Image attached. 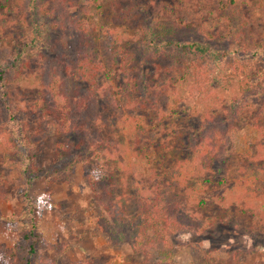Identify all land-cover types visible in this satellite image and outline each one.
<instances>
[{
    "label": "rangeland",
    "instance_id": "1",
    "mask_svg": "<svg viewBox=\"0 0 264 264\" xmlns=\"http://www.w3.org/2000/svg\"><path fill=\"white\" fill-rule=\"evenodd\" d=\"M73 1L77 3L72 11L73 18L85 21L96 40L97 55L104 66L99 79L103 88L102 118L94 127L106 140L112 141L110 151L114 156L107 170L115 175L116 193H127L130 199L127 207L135 214L145 203V196L154 187H162L176 200L184 201L186 212L194 213L202 225H206L208 219L215 220V225L206 231L194 227L171 237L170 252L174 254L176 264H264V198L258 204L255 199H246L244 190L240 189V183L247 182L258 196H264V178L253 175L245 179L242 172L244 168L258 165L262 161L260 154L264 152V136L258 135L252 126L257 113L264 110V56L258 59L250 73L256 90L255 99L260 104L257 111H247L239 122L236 121L239 131L235 135V154L228 162L214 160L211 169L198 170L199 166L191 161L181 165L191 159L188 143L198 139L197 131L205 107L190 97V81L177 78L174 83H169L166 74L146 61L143 50L137 47L145 19L140 12L132 11L133 4H142L148 7L141 8V12L147 10L152 18H166L170 14L168 19L176 24L179 40L209 43L208 33L214 34L218 30L219 20L214 13L228 0ZM242 4H245V17L253 22V31L263 33L264 0H243ZM3 5L4 1L0 0V48L17 56L26 47L33 51L30 70L18 83L8 85V89L14 90L17 128L18 122H26L37 142L35 163L41 174L34 178L29 173L11 169L0 155V185L5 194L4 199L0 198V251L16 245L18 227L25 223L30 228L32 222L28 210L37 209L41 211L37 230L49 246H56L46 254L57 264L88 261L94 264H163L157 259L162 251L160 247L150 250L155 255L149 263L144 254H137L130 246L110 243L109 236L99 225L102 217L110 218L106 207L108 201L105 205L99 203L89 186V165L86 167L81 163L67 181L49 182L42 175L58 166V152L63 143L72 146L68 159L75 160L79 155L86 157L87 152L78 146L88 137L78 133L63 135L55 126L46 125L32 115V103L41 95L30 74H37L45 67L41 55L43 48L35 41L33 31L12 12L9 1L6 7ZM117 38L120 45L136 56L128 73L120 65L124 55L119 53L113 57L107 48L109 42ZM235 84L219 88V99L212 105L223 119L226 118L224 110L231 108ZM69 86L72 96L86 89L83 85L78 88L73 81ZM141 99L146 102V107L134 112L133 101ZM132 113L145 120H132L129 115ZM11 123L5 111L0 119V130L11 131ZM138 123L143 124L147 133L142 137L143 143L134 146L128 132ZM150 166L156 170L157 177H151ZM194 172L197 173L195 178ZM192 179L198 180V187L187 184Z\"/></svg>",
    "mask_w": 264,
    "mask_h": 264
},
{
    "label": "trees",
    "instance_id": "2",
    "mask_svg": "<svg viewBox=\"0 0 264 264\" xmlns=\"http://www.w3.org/2000/svg\"><path fill=\"white\" fill-rule=\"evenodd\" d=\"M3 1V7L9 1L12 12L18 14L21 22L33 31L35 41L43 48L41 55L46 65L39 73L30 74L41 95L32 103V115L46 125L55 126L63 135L78 133L88 137L82 139L78 146L87 152L86 157L79 155L75 160L68 159L72 146L63 143L58 152V166L42 172V175L49 182L67 181L81 163L86 167L89 165V186L99 203L105 205L108 201L106 207L110 218L102 217L99 225L109 236L110 243L130 246L137 254H144L149 263L155 255L150 250L160 247L162 251H159L158 261L176 264L174 254L170 252L173 246L171 237L194 227L206 231L208 227L215 225V220L208 219L207 224L202 225L194 213L186 212L184 201L176 200L170 191L162 187H154L135 214L127 207L130 203L127 193H116L115 175L107 170L114 156L110 151L113 148L112 141L106 140L94 127L96 121L102 118L100 100L103 88L99 79L104 66L97 55L96 40L85 21L73 18L72 11L77 3L73 0ZM242 1L228 0L227 4H220L214 13L219 20L218 30L212 35L208 33L211 39L209 43L181 41L178 39L176 24L168 19L170 14L166 18H152L147 10L145 13L141 12V8L148 6L132 5V11L140 12L145 19L143 35L137 47L143 50L146 61L166 74L169 83H174L177 78L190 81V97L205 107L197 131L198 139L194 138L188 143L191 159L181 165L191 161L200 170L211 169L214 160L228 162L236 152L235 135L239 131V123L236 124V121L239 122L247 111H257L260 104L255 99L256 90L250 73L256 67L258 59L264 56V32L260 33L256 29L253 31V22L245 17V4ZM118 40H111L107 48L113 57L119 53L124 55L120 65L128 73L136 56L120 45ZM5 49L0 48V119H3L6 111L13 127L11 131L0 130V155L9 168L29 173L36 178L41 174V169L35 163L37 142L30 134L26 122H18L17 128L18 108L13 105L14 90L8 89V85L18 83L30 70V54L33 51L26 47L17 56ZM71 81L78 84V88L85 86L84 92L77 91L75 96L70 95ZM233 82L236 84L232 105L224 110L226 118L223 119L212 105L219 99V88H229ZM133 103L134 112L146 107V102L142 99ZM232 108H235L234 111H231ZM129 115L132 120H145L141 115ZM252 126L258 135L264 136V110L257 113ZM128 133L134 146H138L143 143L142 137L147 132L143 124L138 123L131 126ZM260 157L262 161L258 165L242 169L245 179L253 175L258 179L264 178V152ZM138 159L143 160L142 157ZM150 173L153 178L158 175L152 166ZM185 176L189 179L188 175ZM196 176L197 173L194 172L193 178ZM191 181L187 184L192 183L196 187L200 184L196 179ZM240 186L246 199H255L258 204L262 202L264 196H258L247 182H241ZM0 198H5L2 185ZM28 215L32 222L30 228L25 223L18 227V241L13 248L0 251V264H57L46 254L56 246H49L37 230L41 211L28 210ZM163 248L168 250L163 251Z\"/></svg>",
    "mask_w": 264,
    "mask_h": 264
},
{
    "label": "crops",
    "instance_id": "3",
    "mask_svg": "<svg viewBox=\"0 0 264 264\" xmlns=\"http://www.w3.org/2000/svg\"><path fill=\"white\" fill-rule=\"evenodd\" d=\"M131 248V247H130Z\"/></svg>",
    "mask_w": 264,
    "mask_h": 264
}]
</instances>
